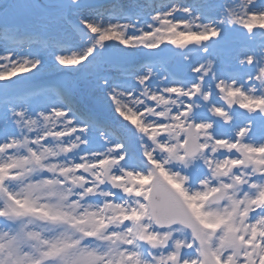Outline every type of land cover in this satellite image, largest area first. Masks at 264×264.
I'll list each match as a JSON object with an SVG mask.
<instances>
[{
  "label": "snow or ice",
  "instance_id": "6c2138e0",
  "mask_svg": "<svg viewBox=\"0 0 264 264\" xmlns=\"http://www.w3.org/2000/svg\"><path fill=\"white\" fill-rule=\"evenodd\" d=\"M0 264H264V0H0Z\"/></svg>",
  "mask_w": 264,
  "mask_h": 264
}]
</instances>
